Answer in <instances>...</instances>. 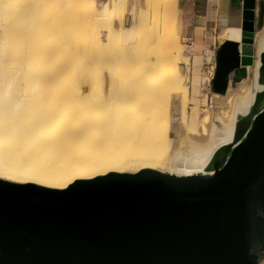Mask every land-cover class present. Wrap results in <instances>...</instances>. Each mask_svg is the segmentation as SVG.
<instances>
[{
	"label": "bare ground",
	"instance_id": "bare-ground-1",
	"mask_svg": "<svg viewBox=\"0 0 264 264\" xmlns=\"http://www.w3.org/2000/svg\"><path fill=\"white\" fill-rule=\"evenodd\" d=\"M176 1L0 0L1 178L65 189L111 172L204 170L254 101L259 59L189 116ZM226 25L222 43L241 41L242 15ZM175 100L176 129L160 108Z\"/></svg>",
	"mask_w": 264,
	"mask_h": 264
},
{
	"label": "water",
	"instance_id": "water-1",
	"mask_svg": "<svg viewBox=\"0 0 264 264\" xmlns=\"http://www.w3.org/2000/svg\"><path fill=\"white\" fill-rule=\"evenodd\" d=\"M259 6V13L257 8ZM264 0L217 51L211 90L259 59L252 105L200 173L111 172L65 189L0 177V264H264Z\"/></svg>",
	"mask_w": 264,
	"mask_h": 264
},
{
	"label": "rangeland",
	"instance_id": "rangeland-1",
	"mask_svg": "<svg viewBox=\"0 0 264 264\" xmlns=\"http://www.w3.org/2000/svg\"><path fill=\"white\" fill-rule=\"evenodd\" d=\"M181 1L182 0L176 1V27L179 35V51L177 52V59L181 62V65L184 67V82L187 84L190 92L188 115L192 116L195 113L194 110L196 108L202 110L203 113V108H206L207 105L210 104L213 94L211 90L212 79L210 78V74L212 71L215 72L216 70L217 51L219 49V46L222 44V41L220 39V32L224 27L229 28V26H223L220 31H217L215 29L209 30L207 36L208 40L206 41V38H204L203 45H193L192 42L194 41L189 42V40L187 39L190 32L185 31V24L181 15ZM138 3L139 0H137V4ZM161 16L164 18L168 17L167 14H162ZM196 21L200 20L198 19L194 22ZM194 22L190 21L188 24ZM200 25L201 23H199V26ZM194 28H196V26ZM201 31L202 30H198V32ZM163 32H168V29L164 30ZM104 34L107 35V32H104ZM195 41H201V35H197ZM159 43V47H161V44L163 42ZM249 76H251V73H249L246 67L241 77L247 78ZM238 82L239 80H232V84L235 86ZM160 106V108L164 112H166L167 109L172 111V121L175 126L174 129H176L181 115V103L178 100H175L174 104L168 103L167 101H163ZM203 116L204 115H202V117Z\"/></svg>",
	"mask_w": 264,
	"mask_h": 264
},
{
	"label": "crops",
	"instance_id": "crops-1",
	"mask_svg": "<svg viewBox=\"0 0 264 264\" xmlns=\"http://www.w3.org/2000/svg\"><path fill=\"white\" fill-rule=\"evenodd\" d=\"M244 1L245 0H182L181 15L185 24V31L190 32L187 37L189 42L194 41L192 43L195 46L199 44L203 45L204 38H206V41L208 40L207 36L209 30L215 29L220 31L221 28L226 25L231 15H242ZM257 13H259V6L257 8ZM198 19L200 21L194 22ZM190 21L194 23L188 24ZM199 23H201L200 26ZM195 26L196 28H194ZM198 30L202 31L198 32ZM197 35H201V41H195Z\"/></svg>",
	"mask_w": 264,
	"mask_h": 264
}]
</instances>
